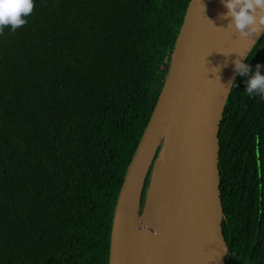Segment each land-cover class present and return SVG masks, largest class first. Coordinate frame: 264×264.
Listing matches in <instances>:
<instances>
[{"label": "trees", "instance_id": "trees-1", "mask_svg": "<svg viewBox=\"0 0 264 264\" xmlns=\"http://www.w3.org/2000/svg\"><path fill=\"white\" fill-rule=\"evenodd\" d=\"M189 1L33 0L24 25L0 31V264H109ZM246 60L264 65V32ZM246 79L220 129L227 264H264V97Z\"/></svg>", "mask_w": 264, "mask_h": 264}, {"label": "water", "instance_id": "water-1", "mask_svg": "<svg viewBox=\"0 0 264 264\" xmlns=\"http://www.w3.org/2000/svg\"><path fill=\"white\" fill-rule=\"evenodd\" d=\"M225 11L221 0H190L187 5L161 94L118 195L109 264H116L118 245L127 246L131 259L142 256L143 264H168L175 257L181 264H227L220 129L237 77L232 61L241 54L246 59L254 43L247 49L238 43L237 34L225 27L227 20L219 18ZM170 107L178 112L179 137L162 172L164 138L158 134V123L159 116ZM158 147L159 160L149 182L161 171L154 181L160 180V186L149 193L154 182H148L143 195L146 175ZM136 182L140 185L131 202L133 223L125 235L117 220ZM172 188L176 250L163 255L154 244V235L162 227V200Z\"/></svg>", "mask_w": 264, "mask_h": 264}, {"label": "clouds", "instance_id": "clouds-1", "mask_svg": "<svg viewBox=\"0 0 264 264\" xmlns=\"http://www.w3.org/2000/svg\"><path fill=\"white\" fill-rule=\"evenodd\" d=\"M221 3L226 11L219 18L226 19L225 27L232 29L241 40L253 38L264 31V0H221ZM32 9L33 0H0V31L5 28L15 31L24 25ZM237 57L243 58V62L240 58L234 59L233 71L247 78L244 92L249 96L264 97V74L261 73L264 65L256 64L253 71L245 54Z\"/></svg>", "mask_w": 264, "mask_h": 264}, {"label": "bare ground", "instance_id": "bare-ground-1", "mask_svg": "<svg viewBox=\"0 0 264 264\" xmlns=\"http://www.w3.org/2000/svg\"><path fill=\"white\" fill-rule=\"evenodd\" d=\"M257 36L253 37L254 39ZM253 38H247L241 40L237 36V41L241 44L245 49H247L250 44L253 42ZM158 134H162L164 138L163 147H162V163L160 164V170L163 172L170 160L179 137V128H178V112L176 109L168 108L163 114L159 116L158 123ZM160 180H157L152 184L148 192L151 193L158 189L160 186ZM139 182H136L133 189L128 194L127 205L120 212L117 220V225L119 228L124 230V234L128 235L131 231V226L133 223L132 215H131V202L134 196L139 192ZM175 189L172 188L169 192H167L161 203V215H162V227L161 229L154 235V244L158 248V250L163 254L170 253L175 251L176 248L174 246V235H175V222L173 220L174 214V198H175ZM118 253L115 259L116 264H143L144 258L142 256H138L135 258L130 257V252L126 245H118ZM168 264H181V261L178 257L170 259Z\"/></svg>", "mask_w": 264, "mask_h": 264}, {"label": "rangeland", "instance_id": "rangeland-1", "mask_svg": "<svg viewBox=\"0 0 264 264\" xmlns=\"http://www.w3.org/2000/svg\"><path fill=\"white\" fill-rule=\"evenodd\" d=\"M161 174H162L161 171L158 172V173H155L154 176H153V179L149 182L148 185H151V183L154 182L157 178H159L161 176Z\"/></svg>", "mask_w": 264, "mask_h": 264}]
</instances>
